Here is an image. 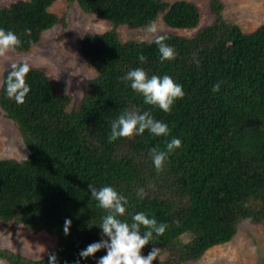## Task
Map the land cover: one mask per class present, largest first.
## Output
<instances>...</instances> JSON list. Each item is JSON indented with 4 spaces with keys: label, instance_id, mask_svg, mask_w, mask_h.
<instances>
[{
    "label": "trees",
    "instance_id": "trees-1",
    "mask_svg": "<svg viewBox=\"0 0 264 264\" xmlns=\"http://www.w3.org/2000/svg\"><path fill=\"white\" fill-rule=\"evenodd\" d=\"M56 0H18L0 6V28L21 40L15 54L29 52L45 31L65 25L50 9ZM88 14L110 22L112 29L86 33L79 52L96 76L81 105L62 94L45 69L30 65V92L23 104L6 94L11 67L3 73L0 108L19 129L29 156L0 159V223L23 226L57 237L52 253L58 264H85L107 254L81 258V250L102 238L106 211L97 206L88 185L113 187L129 203L121 221L138 212L167 224L153 234L161 264L197 262L215 246L229 243L239 225H264V24L251 33L223 15L221 0H210L213 21L200 28L202 11L187 0H69ZM162 22L173 30H199L192 36L170 31L166 43L177 53L161 62L154 38L127 41L119 27L141 29ZM30 30V31H26ZM147 57L146 63L138 55ZM170 76L185 96L170 113L144 103L142 94L122 81L130 70ZM220 83L218 92L212 87ZM151 113L166 123L168 136L143 135L108 142L111 123L124 110ZM182 146L169 154L157 173L150 149H164L172 139ZM142 188L146 195H137ZM71 220L69 234L65 220ZM146 229L141 226V236ZM0 250L6 264H48ZM156 261V260H154Z\"/></svg>",
    "mask_w": 264,
    "mask_h": 264
},
{
    "label": "rangeland",
    "instance_id": "rangeland-1",
    "mask_svg": "<svg viewBox=\"0 0 264 264\" xmlns=\"http://www.w3.org/2000/svg\"><path fill=\"white\" fill-rule=\"evenodd\" d=\"M15 1L18 0H0V6H7ZM187 1L196 3L202 11L200 28L212 23L210 0ZM221 1L225 5L224 17L240 25L246 33H251L264 24V0ZM50 11L64 18L65 25H57L45 31L40 42L27 53L15 54L10 51L5 57H0V88L4 71L13 63L26 60L33 67L45 69L57 83L60 92L70 95L73 104L79 107L89 81L96 76V72L81 57L80 41L86 33H103L112 29L113 25L96 15L85 13L77 3L69 0H56ZM156 24L163 31L180 36H192L199 30H173L165 26L162 19ZM119 34L124 42L150 41L154 38L148 33V27L131 29L121 26ZM28 156L29 151L17 125L0 108V159L24 160ZM57 240L56 236L44 231L35 232L23 226L0 223V250L30 259L38 260L48 256L54 251ZM162 261V257H157L153 264H161ZM0 264H6V260L0 258ZM85 264H97V260ZM188 264H264V225L243 221L238 233L229 243L211 248L201 260Z\"/></svg>",
    "mask_w": 264,
    "mask_h": 264
},
{
    "label": "clouds",
    "instance_id": "clouds-1",
    "mask_svg": "<svg viewBox=\"0 0 264 264\" xmlns=\"http://www.w3.org/2000/svg\"><path fill=\"white\" fill-rule=\"evenodd\" d=\"M161 31L163 29L160 26L155 22H150L148 33L154 37L161 62L175 60L177 53L166 43L168 37L159 34ZM21 43L20 38L13 31L0 28V57H5L8 52L15 51ZM137 58L141 63L147 62V57L143 54L138 55ZM30 70V64L26 60L11 65V71L6 80V94L17 104H23L30 92V86L26 83V76ZM121 80L130 82L132 90L142 94L145 104L157 106L165 113H170L174 103L185 96L182 85L177 84L170 76L165 75L161 78L152 75L149 78L142 68L130 70ZM220 86L219 82L216 83L212 91L218 92ZM146 130L153 136H168L169 134L168 125L154 119L151 113L145 111L141 114L138 110L126 109L111 123L108 142L113 143L120 138L130 139L133 136L143 135ZM181 146L182 141L179 138H172L163 150L156 147L150 149V156L157 173L163 170L169 154ZM88 191L91 197L98 202L97 206L107 213L102 217L99 225L102 229V237H107V239L102 238L88 245L86 249L80 251L79 256L87 259L101 249H106L107 254L100 257L97 264H153V261L160 255V249L153 247L147 256L141 254L142 249L152 242L154 233L156 236H162L168 227L167 224L158 223L155 218H149L143 212L134 214L131 224L121 221L118 217L125 215L126 206L129 203L124 195L111 186L98 189L94 184L88 185ZM137 195L143 198L146 193L140 188L137 189ZM71 223L70 219L65 220V235L69 234ZM141 226L146 229L143 231V236L140 234ZM48 264H58L56 254H49ZM76 264H79V261Z\"/></svg>",
    "mask_w": 264,
    "mask_h": 264
}]
</instances>
